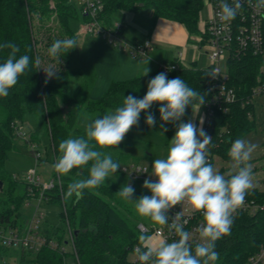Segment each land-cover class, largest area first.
I'll return each instance as SVG.
<instances>
[{
  "label": "trees",
  "instance_id": "trees-1",
  "mask_svg": "<svg viewBox=\"0 0 264 264\" xmlns=\"http://www.w3.org/2000/svg\"><path fill=\"white\" fill-rule=\"evenodd\" d=\"M101 1L104 9L99 19L107 29L115 26L114 15L117 12L128 13L151 7L155 12L153 24L157 19L164 18L182 24L191 34H197L200 14L206 0ZM74 20L84 23L89 18L83 12L82 6L78 10L68 0H0V44L14 43L20 48L17 57L23 54L30 57L29 68L19 78L17 85L9 90L7 97H0V230L5 234L9 230L27 228V224L22 223L20 207L24 198L32 196L27 183L25 194H16L18 182L5 168L9 153L15 147L14 136L18 124L23 123L29 115L41 117L40 134L49 136L56 162L59 143L62 140L70 136L85 135V129L81 126L84 116L101 118L108 111L121 106L123 98L128 95L143 98L148 82L162 73L158 69L148 72L146 76L140 74L126 81H112L101 98L91 99L90 91L95 84L96 74L92 64L82 71L72 67V62L77 56V47L57 58L48 55V48L55 40L77 39L71 25ZM121 29L120 27L119 33L122 35ZM8 51L0 50V62H3ZM37 58L40 60L38 66L35 65ZM226 63L230 76L229 85L235 89L238 97L248 99L258 83L257 78L262 77L260 68L263 59L247 54L235 59L228 58ZM49 67L56 70L51 79L47 78L44 71ZM210 72L209 68L180 66L178 70L166 75L168 79L181 77L189 87L206 93L208 101L212 95ZM77 76L79 83L75 84L72 78ZM262 79L264 80V75ZM159 107L160 104L154 103L148 112L155 116V125L163 124L168 135H174L177 124L161 121ZM191 109V106L187 107L185 115L181 118L182 122H188ZM146 115L147 112L142 111L140 118L146 121ZM257 126L252 103L242 106L238 102L230 105L227 112L217 111L212 123L204 128L212 137V142L208 145V154L212 157L210 163L215 166L218 158L230 162L227 152L231 142L251 134ZM127 145L129 144L123 140L117 148L106 150L121 167L128 163V154L125 151ZM121 167L117 170V175L122 174ZM225 171L227 169L223 167L219 169L221 174ZM87 176V167L73 169L63 178L55 174V179H59L60 183L56 182L54 188L46 191L40 199L64 205L66 216L62 211V224L55 227L43 224L40 226V233L48 240L54 239L60 245H65L69 238L66 227L68 221L79 264H130L129 255L136 246H140L138 237L142 233L138 224L143 223L142 217L132 211L131 203L116 194L120 188L105 183L94 190H85L81 199L73 197L69 203L65 201L67 185ZM141 183L143 195L150 196L151 192L143 188L144 181ZM34 193L39 196L40 190ZM246 201L264 206V190L255 186ZM9 248L0 242V259ZM263 248L264 209L255 213L245 210L234 216L231 234L217 241L216 251L219 252V259L215 264H246ZM19 250L21 260L32 264H65V259H73L71 251L64 254L60 250H52L47 245L39 251L26 248Z\"/></svg>",
  "mask_w": 264,
  "mask_h": 264
},
{
  "label": "clouds",
  "instance_id": "clouds-1",
  "mask_svg": "<svg viewBox=\"0 0 264 264\" xmlns=\"http://www.w3.org/2000/svg\"><path fill=\"white\" fill-rule=\"evenodd\" d=\"M251 3V0H248ZM241 0H221L219 18L222 22L233 20L242 8ZM264 9V0H257L253 5ZM79 47L75 38L57 39L48 48V55L57 58ZM9 50L3 62H0V97H7L9 90L17 85L19 78L29 68L30 57L20 55V48L11 42L0 44V50ZM30 51V49H29ZM39 58L35 65H39ZM44 69V68H43ZM48 79L56 70L44 69ZM150 69L146 67L143 76ZM215 77L217 73L211 71ZM206 93L189 87L181 77L168 79L166 73H159L147 85L143 98L128 95L121 106L108 111L101 118L90 120L85 126V135L68 137L59 143V155L53 164L54 171L61 178L68 176L73 169L88 168V176L67 185L65 201L83 197L85 190H94L105 183L121 167L115 162L107 149L116 147L126 134L137 126L141 112H147L146 124L154 127L155 116L148 112L154 103L160 104V119L164 123H176L175 135L169 141L167 153L153 161L149 168L138 170L149 173L155 181L145 179L143 188L151 195H142L133 199L135 192L131 184H125L116 193L123 200L134 205L135 212L154 224L167 226L174 233L176 240H157L152 235H140V246L136 255L140 264H215L219 259L216 243L231 234L234 214L243 207L246 197L254 189L253 165L250 162L258 145L245 139L237 138L231 142L227 155L230 169L221 174L209 162L208 145L212 142L204 129L192 121L182 122L188 106L193 113L199 112L206 103ZM203 124V119H200ZM163 128V124H161ZM166 131V129H165ZM214 146V145H213ZM177 205H187L192 213L201 216L196 228L198 237L185 230L188 220L183 212H177L169 218V210Z\"/></svg>",
  "mask_w": 264,
  "mask_h": 264
},
{
  "label": "built area",
  "instance_id": "built-area-1",
  "mask_svg": "<svg viewBox=\"0 0 264 264\" xmlns=\"http://www.w3.org/2000/svg\"><path fill=\"white\" fill-rule=\"evenodd\" d=\"M229 3L232 0H228ZM242 8L237 16L230 22H222L219 18L220 3L221 0H206L205 3L209 8V16L204 21L203 29L201 30V44L206 48L209 60L210 71H215L217 75L212 77L210 83L211 97L203 106V126L207 128L213 121V118L217 111L227 112L229 106L235 103H240L242 106L246 104H254L256 97L264 95V61L260 68L262 77H258L257 85L252 89L250 97L248 99H242L238 97L235 89L229 85L230 76L228 70L225 74L222 72V64L227 62L228 58H239L247 54H252L257 57H264V9L256 8L253 5L257 0H241ZM83 12L88 16L89 20L82 23L81 31L83 34L92 35L102 34L104 38L109 35L108 42L113 45L117 50L127 53L132 58L138 60H147L150 58V53L153 50V45L150 39L138 43H129L125 41L119 33L120 24L116 23L112 29L105 28L99 19L100 13L104 9V4L101 0H80ZM179 63H161L159 70L164 73H169L180 68ZM36 158H40L38 151L35 153ZM212 157L209 156V162ZM143 168H149L148 166L140 163H131L121 167L122 174L127 179V184H131L134 187L136 182H143L145 179H151L155 181V177L150 176L149 173L139 172L138 170ZM149 172L150 168H149ZM14 179H17L14 176ZM57 180H51L50 182L43 184L41 179L36 175V170L31 168L25 177V183L29 184L30 193L35 196L36 190H40L39 197L46 192L54 188ZM264 206H258L254 202H247L243 207L237 210L234 214L236 216L242 211H249L255 213L257 210H263ZM179 211L183 212V216L188 220L185 225V230L192 232L195 238L198 237L196 228L201 222V216L198 213H192L187 205H177L169 210V218H171ZM44 218L43 213L36 212L34 218L27 224L25 230H9L10 234L7 236L0 230V242L7 247L26 248L34 251H39L43 246H49L52 250H60L61 253L72 252L73 259H65V264H79L72 232L68 224V241L65 245H60L56 240H48L43 234L40 233V224ZM138 229L142 234H150L158 239H166L168 242L176 240L177 237L174 233H170L168 227L154 224L150 225L144 223L138 224ZM66 245L71 247L67 249ZM134 248L135 258L130 264H140L136 255V249ZM246 264H264V248L255 256H252Z\"/></svg>",
  "mask_w": 264,
  "mask_h": 264
},
{
  "label": "rangeland",
  "instance_id": "rangeland-1",
  "mask_svg": "<svg viewBox=\"0 0 264 264\" xmlns=\"http://www.w3.org/2000/svg\"><path fill=\"white\" fill-rule=\"evenodd\" d=\"M70 4H73L76 9L81 8L80 0H68ZM54 6V5H52ZM121 13V12H120ZM123 14V13H121ZM155 12L151 7H145L138 11L128 12L126 14V22L125 27L127 32L134 31L137 28L139 31L143 29L145 26L149 27L150 24L153 23ZM201 16L204 20H206L209 16V8L206 3L201 11ZM116 23H120L114 20V25ZM72 28L75 31V34L78 38L79 49L83 54L78 55L74 58L72 62V67L77 71L85 70L86 67L89 66V59H91L96 68V73L98 78V82L94 89L92 90V98L96 97L100 98L105 91L107 90V86L104 87L103 80L108 75V71L110 70L111 61L113 58V54L109 51L110 49H114L119 52V50L115 49V47L109 44L107 38H104L101 34H95L94 36H90L87 34H83L81 32L82 23L74 20L72 22ZM130 29V31H129ZM131 32V33H132ZM162 35H165L167 40H175L177 36L175 34L169 33L168 31H164ZM195 36V35H193ZM90 37V39H87ZM87 42H89L87 44ZM202 45V44H201ZM203 47V45H202ZM109 49V50H108ZM203 56L199 62V68L203 69L208 66L209 58L205 54L206 48L203 47L201 49ZM125 54V53H123ZM128 56L127 54H125ZM124 55V57H125ZM130 58V56H128ZM127 58V57H126ZM264 61V57H263ZM228 70L227 63L222 64V72L225 74ZM73 82L75 84L79 83L78 76L73 77ZM102 83V85H101ZM104 87V88H103ZM254 112L255 118L257 120L258 126L257 129L251 134L244 137L245 139L255 143L258 145V148L253 153L252 160L250 161L253 165V173H254V184L260 190H264V95L256 97L254 99ZM203 106H201L198 113L194 114L191 109L190 116L188 121H192L197 125V127L203 126L200 124L199 114L202 113ZM96 117L84 116L81 120L82 126L85 129L86 124ZM40 124L41 117L29 115L26 117L23 123H19L17 130L14 136V149L9 153L8 161L6 162V171L8 174L14 178H17L18 186L16 188V194L24 195L25 194V177L26 173L34 168L36 170V175L41 179L43 184L50 182L55 179L56 172L53 169L54 155L50 145V138L47 135L40 134ZM166 129V131H165ZM175 135V134H174ZM168 135L167 128L163 125H155L154 127H149L146 124V121L143 118H139V123L137 126L132 127V129L126 134L124 140L127 142L125 151L128 154V162L131 163H140L142 165L148 166L151 171L152 163L157 158H162L166 155L169 141L174 136ZM36 151L39 152L40 158H36ZM231 162H224L221 159H217L215 162V167L219 171L222 167L230 169ZM225 171L224 173H226ZM58 175V174H57ZM57 182L60 183L58 179ZM105 184L114 185L121 189V187L127 184V179L122 174H114L109 179H106ZM141 182H136L134 184L135 192L133 199H138L143 195L141 189ZM141 193V194H140ZM70 200V199H69ZM69 200L67 201L69 203ZM132 211L135 212L134 205L131 203ZM64 212L66 216V208L64 205L54 204L48 201H44L40 199L39 196H27L23 199L22 205L20 207L21 219L22 223L30 222L36 212L43 213L44 218L41 222V226L43 224H48L50 226H60L61 219L60 213ZM142 222L146 225H150L151 221L147 218H142ZM70 226V225H69ZM66 227L68 224L66 223ZM68 229V228H67ZM9 236V233H6ZM153 236V235H152ZM155 237V236H154ZM157 239V238H156ZM158 240V239H157ZM160 240V239H159ZM67 249L70 250L71 247L66 245ZM9 252H12L13 255H17L19 253V248L10 247L8 249ZM135 258L134 253L129 255V260L132 261ZM15 259V258H14ZM71 258H69L70 261ZM16 260V259H15ZM11 262L10 256L4 254L2 259H0V264H5ZM13 261V258H12ZM17 261V260H16Z\"/></svg>",
  "mask_w": 264,
  "mask_h": 264
},
{
  "label": "crops",
  "instance_id": "crops-1",
  "mask_svg": "<svg viewBox=\"0 0 264 264\" xmlns=\"http://www.w3.org/2000/svg\"><path fill=\"white\" fill-rule=\"evenodd\" d=\"M121 13L117 12L114 15V20L117 22H120L118 24H120L122 28L121 29L122 38L129 43H138V42H143L147 39H150L153 45V50L150 53L149 59L138 60V59L132 58L131 56L129 58L128 57L129 55L125 53L128 55L126 56L125 54H123L124 52L122 51H120L119 53L115 51L114 49H110V50L108 49L113 54V58L110 63L111 66H110V70L108 71V75H106V77L103 80V83L105 84L104 87L107 86V83L109 84L107 87V90L110 84L112 83V81H126L130 79H134L138 75L143 74L146 67H148L150 71L158 70L159 65L161 63H170V62L179 63L181 66H185L188 68L189 67L199 68V62L201 60V57L203 56L202 54L203 51L201 50L203 48L201 45V30L203 29L204 21H205L203 17L201 16V14H200V19H199V24H198L199 32L197 34H191L186 30V28L182 24L175 22V21L167 20L164 18L157 19L155 24L152 23L149 25V27L145 26L143 29H141V31L135 28L134 31L132 32L129 29L130 31L129 33L127 32L128 30H126V27L124 25L126 22L127 13H123V14ZM164 31L166 32L168 31L170 34L171 33L175 34L174 36H177V38L175 40L173 39L167 40L165 38V35H162ZM87 39H90V37H87ZM77 41H79L78 38H77ZM88 43L89 42H87V44ZM81 54L83 53L81 52L79 47H77L76 55L78 56ZM205 54L208 56L207 51L205 52ZM89 64L93 65L94 72L96 74V81H95L93 88L90 91V98L93 100H97L99 99V97L97 98L96 95H95V98H92V90L96 86L99 77L97 76L98 73H96V68L91 59H89ZM209 67H210V60H209L208 66L203 69H207ZM203 111L204 110H202V113L199 114V117H202V119H203ZM81 126H82V123H81ZM4 253L10 256L11 258V262L9 261V263H5V264H32V263L23 262L21 260L20 250L17 255H13V256H12V252H9L8 250H6ZM12 258H13V261H12Z\"/></svg>",
  "mask_w": 264,
  "mask_h": 264
},
{
  "label": "water",
  "instance_id": "water-1",
  "mask_svg": "<svg viewBox=\"0 0 264 264\" xmlns=\"http://www.w3.org/2000/svg\"><path fill=\"white\" fill-rule=\"evenodd\" d=\"M0 185L2 186V183Z\"/></svg>",
  "mask_w": 264,
  "mask_h": 264
}]
</instances>
